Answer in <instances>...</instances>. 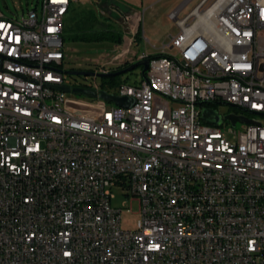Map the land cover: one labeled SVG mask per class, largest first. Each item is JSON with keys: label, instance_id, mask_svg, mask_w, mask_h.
<instances>
[{"label": "built area", "instance_id": "1", "mask_svg": "<svg viewBox=\"0 0 264 264\" xmlns=\"http://www.w3.org/2000/svg\"><path fill=\"white\" fill-rule=\"evenodd\" d=\"M70 6L0 9V264H264V0H184L169 20L193 26L189 49L171 35L139 84L114 88L109 64L66 85ZM212 105L248 123L207 124ZM115 190L138 203L136 229Z\"/></svg>", "mask_w": 264, "mask_h": 264}, {"label": "rangeland", "instance_id": "2", "mask_svg": "<svg viewBox=\"0 0 264 264\" xmlns=\"http://www.w3.org/2000/svg\"><path fill=\"white\" fill-rule=\"evenodd\" d=\"M38 0H0V9L7 18H14L21 16L23 12H27L35 7ZM131 10L139 11L137 16L139 26L141 27V35L137 39L134 50L137 52H145L147 55H158L163 50V45L167 42L171 35L178 33L174 23L169 20V14L174 11L175 6L182 0H113ZM196 3L190 5L185 13L189 12ZM102 6V4H101ZM99 4L93 0H74L73 8L75 12L68 14L65 18V25L70 26L74 21L70 17L84 18V13L94 10L98 16L103 18H110L117 23L118 18L125 11H117L116 13L109 12V9H102ZM77 15V16H76ZM137 19H132L133 26H137ZM129 27V26H128ZM124 30L123 27H121ZM135 31V30H134ZM125 32V30H124ZM137 31L126 34L122 45L115 43H80L72 42L67 39L66 60L64 70L68 71H89L98 64H109L111 67L123 66L126 63L131 65L136 63L137 58L132 56V49L129 48V40L132 41ZM68 32H66L67 36ZM177 36V35H176ZM175 36V37H176ZM119 57V59L117 58ZM121 57V59H120ZM124 57V58H123ZM123 58V59H122ZM142 68H138L126 75L121 76L122 82L130 85L139 84L142 76ZM102 83V79L98 80ZM75 82L83 85H90L93 83V78L86 79L85 77H70L67 76L66 85H74ZM78 100L89 102L91 99L83 96L70 95ZM213 111L225 120V124L221 128L232 127L231 121L226 120L228 116L237 114L241 116L238 110L224 105H212ZM242 124L237 123L236 128L241 129ZM115 199L112 202L113 207L122 209V228L125 230L136 229L141 220L139 216V206L137 202L131 203L130 198L124 196L120 190H115ZM126 208V209H125ZM127 208L130 210L127 213Z\"/></svg>", "mask_w": 264, "mask_h": 264}, {"label": "trees", "instance_id": "3", "mask_svg": "<svg viewBox=\"0 0 264 264\" xmlns=\"http://www.w3.org/2000/svg\"><path fill=\"white\" fill-rule=\"evenodd\" d=\"M74 0H71V6L68 14H73L75 9L73 8ZM77 16V15H76ZM84 18L70 17V20L74 21L70 26H66L64 23L63 29V41L66 43V40L69 39L72 42L80 43H104L110 42L118 45H122L125 33L120 26H118L112 19L103 18L98 16V14L91 10L87 13H84ZM66 32H68L66 36ZM141 35V27L139 26L138 32L135 35L134 39L137 40ZM162 57L161 54L150 55L146 60L150 61L152 59ZM132 65L126 63L123 66L118 67L115 72H121ZM145 77L146 75H142ZM121 76L112 77L105 79L104 83L109 84L111 88L116 87L122 81Z\"/></svg>", "mask_w": 264, "mask_h": 264}, {"label": "water", "instance_id": "4", "mask_svg": "<svg viewBox=\"0 0 264 264\" xmlns=\"http://www.w3.org/2000/svg\"><path fill=\"white\" fill-rule=\"evenodd\" d=\"M126 14H124L120 19H119V23L120 25L124 28L125 33L128 34L129 31L127 30L128 24L125 22V17ZM138 68H142V75H146L148 69H149V61L148 60H144V61H138L137 63L133 64L131 67L121 71V72H115L112 74H108V75H99V77L101 78H112V77H116V76H123L126 75ZM67 75H69L70 77H89L92 76L93 73L91 72H87V71H68L66 72ZM59 90H61L62 92L68 93V94H73L76 96H83V97H87V98H92L95 99L97 98V95L87 89L84 88H71L70 86H61L59 87ZM100 97L109 103L114 104L117 107H122V108H129L133 105V100L129 99V98H120L117 96H112V95H108L105 92H102ZM202 118L205 121V123L207 124H212V125H220L221 121L220 118L215 114V112L211 111V110H203L202 112ZM226 120H229L232 122L233 125H236L237 123H241V124H247L248 121L244 120V119H240L234 116H228L226 118Z\"/></svg>", "mask_w": 264, "mask_h": 264}, {"label": "crops", "instance_id": "5", "mask_svg": "<svg viewBox=\"0 0 264 264\" xmlns=\"http://www.w3.org/2000/svg\"><path fill=\"white\" fill-rule=\"evenodd\" d=\"M93 1H95L97 4H99V6H101V4H102V6H101V8L102 9H104V10H106V9H109V12H113V13H116L117 14V11H125L124 13H122V15L120 16V17H122L124 14H126V15H130V16H133V18L134 19H137L138 21H137V26H133L132 25V23H131V21H132V19L128 22L129 23V27H127V30L129 31V34H131V32H138V28H139V19H138V15L140 14V12L139 11H134V10H131V9H129V8H127V7H125V6H123V5H121V4H119V3H117V2H114L113 0H93ZM158 1H160V0H158ZM162 1V0H161ZM184 2V0H182V1H180L176 6H175V8L174 9H176V8H178L182 3ZM141 15V14H140ZM119 19V18H118ZM135 30V31H134ZM124 31V30H123ZM125 33V32H124ZM137 34V33H136ZM178 34V33H177ZM176 34V35H177ZM175 35V36H176ZM174 36V37H175ZM135 37V36H134ZM134 37H133V39H132V41H130L131 39H128L129 40V48H130V51H131V49H132V51H133V53H132V56L134 57V58H137V60H136V63L138 62V57L140 56V55H142V54H146L145 52H137V51H135L134 50V47H135V44H138L137 43V40H135L134 39ZM124 40H126V39H124ZM124 58V57H123Z\"/></svg>", "mask_w": 264, "mask_h": 264}, {"label": "bare ground", "instance_id": "6", "mask_svg": "<svg viewBox=\"0 0 264 264\" xmlns=\"http://www.w3.org/2000/svg\"><path fill=\"white\" fill-rule=\"evenodd\" d=\"M173 39L181 40V49H189V43L193 42V26L181 27L180 32Z\"/></svg>", "mask_w": 264, "mask_h": 264}, {"label": "flooded vegetation", "instance_id": "7", "mask_svg": "<svg viewBox=\"0 0 264 264\" xmlns=\"http://www.w3.org/2000/svg\"><path fill=\"white\" fill-rule=\"evenodd\" d=\"M120 18H121V17H119V19H120ZM119 19H118V21H119ZM118 21H117L116 24H117L118 26L122 27ZM212 108H213L212 106H205V107H204V110H212Z\"/></svg>", "mask_w": 264, "mask_h": 264}]
</instances>
